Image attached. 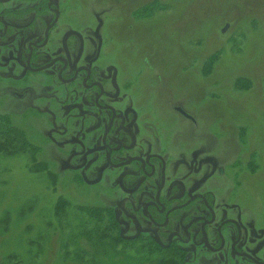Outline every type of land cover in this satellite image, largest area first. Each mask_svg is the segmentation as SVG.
I'll use <instances>...</instances> for the list:
<instances>
[{"label": "rangeland", "instance_id": "1", "mask_svg": "<svg viewBox=\"0 0 264 264\" xmlns=\"http://www.w3.org/2000/svg\"><path fill=\"white\" fill-rule=\"evenodd\" d=\"M57 2L73 27L95 29L112 61L142 65L149 57L151 81L162 83L166 102L183 98L196 106L195 124L174 115L171 121L226 174L242 168L236 185L222 180L220 194L242 199L254 236L257 228L264 232V0ZM141 13L150 16L140 21ZM3 75L0 70V127L15 128L25 144L0 151V264H134V255L182 264L152 243L118 239L112 224L118 197L97 195L66 168L63 114L56 113L53 127L48 115L21 113Z\"/></svg>", "mask_w": 264, "mask_h": 264}, {"label": "flooded vegetation", "instance_id": "2", "mask_svg": "<svg viewBox=\"0 0 264 264\" xmlns=\"http://www.w3.org/2000/svg\"><path fill=\"white\" fill-rule=\"evenodd\" d=\"M101 48L95 29L73 27L57 0H0L2 78L21 113L48 115L53 127L63 114L66 168L97 195L118 197L120 240L152 243L182 264H264L262 228L254 236L242 199L220 194L222 180L236 185L242 168L226 174L171 121L195 124L196 106L166 102L149 57L112 61Z\"/></svg>", "mask_w": 264, "mask_h": 264}, {"label": "trees", "instance_id": "3", "mask_svg": "<svg viewBox=\"0 0 264 264\" xmlns=\"http://www.w3.org/2000/svg\"><path fill=\"white\" fill-rule=\"evenodd\" d=\"M13 143H15V144H13ZM24 144H25V141H23L22 134L19 133L15 128L9 129V128H5V127H0V151L6 152L7 149H9L10 147H12V149L14 148L15 151H16L17 149H19V145H24ZM92 213H95V215L101 214L100 212H98V210H97V212L92 211ZM106 215H107V213H106ZM114 223H115V219H113V223L112 224H114ZM110 226L111 225H109V227ZM118 239L120 240L119 235H118ZM93 243H95V244L98 245L97 242H93ZM152 250H154V249L152 248ZM158 252H161V251H158ZM161 253L162 254H160V255H163V254H167L168 253L167 254V256H168L169 253H171V251H169V252L163 251ZM135 254H138L140 256H143L141 253H138L137 251H136ZM133 257H134V259L136 258L134 260V264H143L142 262H146V261L151 262V264H176V262H174V261H172V260H170L168 258L167 259L160 258L158 260V259L149 258V256H143V260H142V259H139V258L135 257V255ZM124 258H126V257H124ZM124 258H122V259H124Z\"/></svg>", "mask_w": 264, "mask_h": 264}, {"label": "water", "instance_id": "4", "mask_svg": "<svg viewBox=\"0 0 264 264\" xmlns=\"http://www.w3.org/2000/svg\"><path fill=\"white\" fill-rule=\"evenodd\" d=\"M226 27H227V25L222 29V32H224L225 31V29H226ZM180 109V108H179ZM181 110V109H180ZM182 111V110H181ZM183 112V111H182ZM183 114L185 115V116H187V114L185 113V112H183ZM188 117V116H187Z\"/></svg>", "mask_w": 264, "mask_h": 264}]
</instances>
